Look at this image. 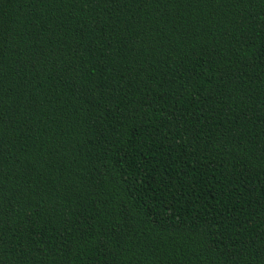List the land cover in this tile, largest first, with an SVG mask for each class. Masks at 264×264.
Wrapping results in <instances>:
<instances>
[{"label":"trees","instance_id":"obj_1","mask_svg":"<svg viewBox=\"0 0 264 264\" xmlns=\"http://www.w3.org/2000/svg\"><path fill=\"white\" fill-rule=\"evenodd\" d=\"M0 264H264V0H0Z\"/></svg>","mask_w":264,"mask_h":264}]
</instances>
